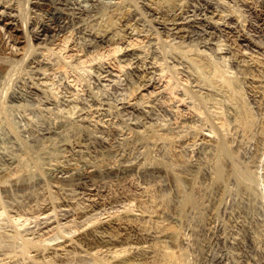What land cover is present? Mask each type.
<instances>
[{
  "label": "bare ground",
  "instance_id": "1",
  "mask_svg": "<svg viewBox=\"0 0 264 264\" xmlns=\"http://www.w3.org/2000/svg\"><path fill=\"white\" fill-rule=\"evenodd\" d=\"M109 2L102 5L99 0H0V96L8 78L14 76L10 75L21 65L42 76L50 60L56 59L66 67L68 62L60 59V52L76 49L69 38L65 41L69 29L76 32L85 48L86 54L78 50L86 55H82L85 60L78 61L86 62L83 69L96 85L92 90L86 87L83 97L73 91L62 98L56 95L57 98L48 96L45 100L41 99L47 91L43 81H24L15 88L12 85L4 108L11 117L2 115L0 119L3 203L20 210L36 206L41 210L35 212L36 216L48 211H74L81 225L104 213L77 234L52 245L49 255H71L80 264H189L190 253L187 256L183 245L189 242L188 217L200 201L204 215L202 228H198L204 233L200 239L204 258L211 264H264V0L138 1L156 18L153 26L137 2ZM234 3L253 14L254 21L243 20L242 12L233 8ZM116 21L121 23L126 39H119L121 30L118 31ZM168 50L194 69L198 83L216 88L224 95L222 99L226 96L228 100L213 98V91L204 96L194 95L185 87L176 91L167 79V84H161L168 68ZM207 50L222 60L229 59L238 69L247 89L246 97L258 111L259 119L254 118L255 111L250 110L237 81ZM105 87L115 90L121 98L113 101ZM169 88L179 98L175 107L184 104L185 110L197 116L200 112L194 109H204L201 113L205 114V109L210 108L209 124L208 117H203L208 127L202 130L207 132H197L192 140L197 148L207 149L210 167L197 159L195 164L188 162L176 145L166 153L171 164L176 165L174 171L153 157H127V150L136 151L143 146L145 136L159 143L162 137L152 131L151 124L148 126L155 116L151 99L169 92L172 96L174 90ZM187 97L195 101L191 103ZM219 100L235 105V114L227 116ZM46 118L52 121L45 122ZM176 124L177 121L173 125ZM183 125L180 122L176 127ZM232 125L252 135L249 146L246 144L248 154H242L239 145L234 151L226 141ZM140 128L145 136L140 134ZM43 140H48V145L39 143ZM127 141H132V145L128 143L126 149ZM239 152L241 155L235 154ZM40 159L45 170L28 176L38 165L33 163ZM24 172L29 173L24 176ZM127 187L134 192L127 194ZM123 203L131 204L108 212ZM46 253L43 250L36 256L44 258Z\"/></svg>",
  "mask_w": 264,
  "mask_h": 264
},
{
  "label": "rangeland",
  "instance_id": "2",
  "mask_svg": "<svg viewBox=\"0 0 264 264\" xmlns=\"http://www.w3.org/2000/svg\"><path fill=\"white\" fill-rule=\"evenodd\" d=\"M100 1V3H102V5H106V4H108V3H110L109 1H112V0H99ZM132 1H134L136 4H137V6H138V8L140 7V9L139 10H141V11H143L144 13V15H145V13H147L144 17H147L146 19H149V17H150V22L152 23L151 24V26H153L154 25V22H155V20H156V18H153V16H150L149 14H148V11H146V10H144L143 8H142V6H140L141 5V3L139 4L138 3V1H141V0H132ZM108 2V3H107ZM139 4V5H138ZM142 8V9H141ZM233 8L234 9H236V10H238L239 9V13H241L240 15L243 17V20H247L246 22H250V21H254V16H253V14H251L249 11V13L250 14H248V12H247V10L246 9H244L243 8V6H241V5H235V3L233 4ZM238 8V9H237ZM27 7H26V9H25V12L27 13L28 12V14H29V11H27ZM224 12H225V10H223ZM247 13H246V12ZM227 12V11H226ZM249 16V17H248ZM29 17H31V16H29ZM248 17V18H247ZM154 20H153V19ZM245 18V19H244ZM249 18H250V20H249ZM30 19V18H29ZM116 19V18H115ZM116 20H118V19H116ZM118 21H120V20H118ZM117 22V21H116ZM121 22V21H120ZM120 22H117V25H118V28H119V30L118 31H120L119 32V35H121V36H119L118 35V37H119V39L121 38V39H126V37H124L125 36V33H123V31H122V29H121V27L122 26H120L121 25V23ZM72 32V33H71ZM68 33H70V34H67V39L65 40V41H67L68 40V38H69V41H73L74 42V44L76 45V46H74V48H76V49H74V50H68V49H62L61 51L62 52H60V56L62 57H60V59L61 60H65V62L67 63V65H66V67H64L63 65H59L58 64V60H50L49 62H48V67H46L45 68V72H44V74L45 75H40V74H38L37 72H34V70L33 71H31V69H29L28 68V70L26 71V69H27V67H26V69H25V64L23 65V69L21 68L22 67V65H21V67H20V69L18 68V69H16L15 71H13L14 73L15 72H17V73H13V74H11L10 76L12 77L13 75V78H8V80H7V83L5 84L6 86L4 87V91H3V93H2V95L0 96V119H2V115H4V116H6L5 118H7V117H11L9 114H8V116H7V113L4 111V108H6L5 107V103L7 104V102H5V101H8V95H9V91H11L12 89H13V86H14V88L15 87H19V86H22V83L24 82V81H26L28 84L31 82V83H37V82H40V81H43L44 82V85H45V87H47L46 88V90L47 91H45V95L43 96V94L41 95V99H43L44 98V100L49 96H55L56 98H57V96H58V98H62V97H64V96H66V95H68L69 93H73V91H75V93L79 96H81V97H83L84 95H85V93H86V87L87 88H89V89H94L95 87L94 86H96V85H94V82L92 81V80H90V78L88 77V75H87V72L83 69V66H85L86 65V62L85 63H83V64H81V61H78V59L79 60H82V61H84L85 59H84V57L86 56L85 54H86V51H84L85 50V48H82V45L79 43L80 42V39L79 38H77L78 37V35L76 34V32L74 31L73 32V29H69V31H68ZM121 33V34H120ZM72 35V36H71ZM77 38V39H76ZM72 39V40H71ZM219 40H220V42H222V43H224V41H223V38L222 37H220L219 38ZM64 41V42H65ZM69 41H68V43H69ZM20 47H21V45H19ZM79 48V49H78ZM66 50V51H65ZM76 50V51H75ZM78 50H80L81 52H84L85 54H81V52L80 51H78ZM20 51H22V50H20ZM70 51V52H69ZM73 51L75 52V53H73ZM168 51H170V50H168ZM167 51V52H168ZM207 52H210V55H211V57L214 59V61L215 62H219L218 64H220V66L222 67V69L224 70V71H226V73L228 74V76L229 77H231L234 81H237L235 84L237 85V88L239 87L240 89L239 90H243V91H241L242 92V94H243V96H244V98H247V99H245L246 100V102L248 103V104H250V102H249V100H248V96L246 97V95H247V89H246V86H245V83H244V81H242V78H241V75H240V73L238 72V69L234 66V65H232V63L229 61V59H226L225 60V58H224V60H222L223 58L222 57H220L219 55H216V54H214V53H212L211 51H209V50H207ZM76 53L78 54V55H76ZM171 53V51L169 52V53H167L166 55H167V61H166V64H165V66L167 67L168 66V68H166V73H165V75L163 76V78H162V80L160 81V83L162 84L163 83V85H164V83L165 84H167V82H169L168 84H169V86L170 87H174L175 88V90L177 91V90H179L178 89V87L179 88H181V87H185V88H187V90L188 91H190L191 93H195L196 95H201L202 94V96H204L205 94H213V98H217V100L218 99H221V100H224V99H226L225 97H223V99H222V96H224L222 93L220 94L219 92L220 91H217V89L216 88H211V89H209L210 88V86H208L207 84L206 85H204V84H202V83H198V81H197V73L195 72H193L194 71V69L192 68V67H190L186 62H184V61H181V60H179L175 55H173L174 56V58H173V56H172V54H170ZM69 54V55H68ZM71 55H73V56H71ZM80 55V56H79ZM82 55H84V57L82 56ZM172 56V58H171V56ZM79 56V57H78ZM76 57V58H75ZM68 58V59H67ZM72 58V59H71ZM86 58V57H85ZM67 59V60H66ZM71 59V60H70ZM222 60V61H221ZM225 61V62H224ZM54 62H55V64H54ZM76 62V63H75ZM50 63H52V64H50ZM58 65H57V64ZM70 63V64H69ZM79 63V64H78ZM56 65H57V67H56ZM68 65H69V67H68ZM75 65H76V67H75ZM78 65H79V67H78ZM170 66V67H169ZM174 69H173V68ZM187 67V68H186ZM65 68V69H64ZM82 70H81V69ZM172 68V70H170ZM190 68H191V70H190ZM55 69V70H54ZM74 71H73V70ZM237 69V70H236ZM23 70V71H22ZM60 70V71H59ZM78 70V71H77ZM79 70H80V72H79ZM84 70V71H83ZM188 70H190V72L188 71ZM49 71H51V72H49ZM167 71H168V73H167ZM22 73V75H21V73ZM30 72V73H29ZM32 72V73H31ZM58 72V73H57ZM60 72V73H59ZM65 72V73H64ZM19 73V74H18ZM24 73V74H23ZM67 73V74H66ZM83 73H85V74H83ZM17 74V75H16ZM29 74V75H28ZM65 74H66V76H65ZM71 74V75H70ZM19 75V76H18ZM21 75V76H20ZM37 75V76H36ZM86 75V76H85ZM171 75V76H170ZM231 75V76H230ZM29 76V77H28ZM166 76V77H165ZM19 77L21 78V79H19ZM41 77V78H40ZM43 77V78H42ZM75 77V78H74ZM165 77V78H164ZM175 77V78H174ZM234 77V78H233ZM236 77V78H235ZM40 78V79H39ZM10 79V80H9ZM19 79V80H18ZM31 79V80H30ZM37 79V80H36ZM87 81H86V80ZM167 79V80H166ZM28 80V81H27ZM78 80V81H77ZM83 80V81H82ZM167 82H166V81ZM196 80V81H195ZM19 81H20V83H19ZM71 81V82H70ZM164 81V82H163ZM10 82V83H9ZM71 83V84H70ZM81 83V84H80ZM89 83V84H88ZM198 83V84H197ZM238 83V84H237ZM244 83V84H243ZM18 84V85H17ZM47 84V85H46ZM70 84V85H69ZM73 84V85H72ZM86 84H87V86H86ZM91 84V85H90ZM186 84V85H185ZM202 84V85H201ZM13 85V86H12ZM50 85V86H49ZM185 85V86H184ZM188 85V86H187ZM199 85V86H198ZM204 85V86H203ZM68 86V87H67ZM94 87V88H93ZM177 87V88H176ZM198 87V88H197ZM201 87V88H200ZM209 87V88H208ZM82 88V89H81ZM106 88H108V89H106ZM184 88V89H185ZM208 88V89H207ZM171 91L172 90H174L173 88L171 89V88H169ZM67 90V91H66ZM106 90H107V92H106ZM175 90L174 91H172L171 93H173L172 94V96L171 95H169V93L165 96V95H163L164 97H162V96H155V97H153L151 100H152V104H153V106H154V115L155 116H153V120L151 119L150 121H148V126L150 125V128L152 129V131H154V132H156L157 134H159L162 138H160V141H159V139H158V141H159V143L157 142V140L156 139H148V137H146L145 136V133H144V131H143V128H140L139 129V131L140 130H142L143 131V133H142V131H140V134H144V136L146 137H144L143 139H144V144H143V151L141 150V148L140 149H138V150H132L131 152H129V150H127L126 151V155H127V157H136V155H137V157H141V158H145L146 160L149 158V159H152V157H153V159H154V161L156 160V161H158V162H160V163H162V164H164L165 166H167L168 168H170V169H172L173 171H174V169H175V166L176 165H173V164H171L172 163V161H170V158H169V155L168 154H166V153H168V151L170 150V149H172L175 145H176V148H178L180 151H181V154L183 155V157H185L184 159H187V161L188 162H192V163H196V162H198V161H200V162H202L203 164L204 163H208L209 161H211V160H207V159H211V156L209 155V152L208 151H206V150H202V149H200V148H197L198 147V145H196L195 144V142H193L195 139H193L195 136H197V134L198 133H200V131L202 132V133H206L207 131H205V129H203L202 130V128H206L207 129V127H208V124H209V117L208 116H210V115H208V111H210L211 112V110H210V108H207V109H205L206 111H205V114H204V112H202L201 113V111H203L204 109H199L198 108V106L196 107V105H197V103L196 102H193V103H195L196 105H194L195 106V108L197 109V110H195L194 108V110L193 111H195L196 113L197 112H200L199 113V116H200V119H199V116H197V114L196 115H194L189 109H187V110H185L186 108H185V105L183 104V105H178L177 107H175V105L176 104H179V103H177L176 102V100L178 101L179 100V98H178V95L177 96H173V95H176V93H175ZM199 90V91H198ZM211 90V91H210ZM215 90H216V92H218V93H216L215 92ZM70 91V92H69ZM113 91H115V90H112V88L110 89L109 87H105V92H106V94L110 97V98H112L113 97V101H115V100H117V99H119V97L121 98V96H118L119 94L116 92H113ZM203 91V92H202ZM206 91V92H205ZM212 91H213V93H212ZM111 92V93H110ZM202 92V93H201ZM209 92V93H208ZM46 93H48V94H46ZM109 93V94H108ZM198 93V94H197ZM200 93V94H199ZM246 93V94H245ZM117 94V95H116ZM194 94V95H195ZM210 94V95H211ZM57 95V96H56ZM61 95H62V97H61ZM114 95V96H113ZM221 96V98H220V96ZM5 96V97H4ZM43 96V97H42ZM60 96V97H59ZM214 96H216V97H214ZM46 97V98H45ZM48 97V98H49ZM116 97H117V99H116ZM174 97H176V98H174ZM115 98V99H114ZM178 98V99H177ZM158 101H157V100ZM173 99H175V100H173ZM190 98H188L187 97V100L188 101H190L191 102V100L192 99H190ZM155 100V101H154ZM221 100H219L220 101V103H221V106H222V108H223V111L225 112V114L228 116V114H229V116H230V114L232 113H234L235 114V112H236V106L235 105H231V103L228 101V102H226V104H223V103H225V101H221ZM228 99H226V101H227ZM192 101H195V100H192ZM156 102V103H155ZM161 102V103H160ZM192 103V102H191ZM227 103H230V104H227ZM4 105V106H2V105ZM229 105H231V106H229ZM251 105V104H250ZM249 105V107H250V110L251 111H255L254 113H253V116H255L254 118L256 119L257 117V119H259V114L257 113L258 111H256V110H254L255 108H253L252 107V105L250 106ZM224 106V107H223ZM226 106H228V107H226ZM3 107V108H2ZM227 108V110H228V112L229 111H231L230 113H228L227 112V110H226V108ZM231 107H232V109H231ZM211 109H213V108H211ZM167 110V111H166ZM189 110V111H188ZM226 110V111H225ZM1 111H2V114H1ZM235 111V112H234ZM210 112H209V114H210ZM227 112V113H226ZM4 113V114H3ZM6 113V114H5ZM192 113V114H191ZM187 114H189V115H187ZM191 114V115H190ZM231 114V115H232ZM186 115H187V117H186ZM201 115H203V116H201ZM189 116V117H188ZM192 118H191V117ZM193 116H194V118H193ZM196 116V117H195ZM257 116V117H256ZM155 117V118H154ZM203 117H208V121L207 120H205ZM201 118H203V119H201ZM182 119H184V120H182ZM193 119V120H192ZM203 120H205V121H207L208 122V124H205L206 122H203ZM50 122V121H52V120H49L48 118H46V120H45V122ZM152 121V122H151ZM154 121V122H153ZM177 121V124L178 123H180V122H182V123H184V125H186V128H184L185 126L183 125V127L182 128H177L176 127V125H173V124H175V122ZM191 121V122H190ZM150 122V123H149ZM188 122V123H187ZM155 124V125H154ZM170 124V125H169ZM190 124V125H189ZM161 125V126H160ZM163 125V126H162ZM168 125V126H167ZM172 125V126H171ZM200 125V126H199ZM173 126H175V127H173ZM190 126V127H189ZM204 126V127H203ZM233 126V125H232ZM232 126H230V130L228 131V133L226 134V136L229 138V139H226V141L228 142V144L229 145H231L232 144V149L234 150V148L237 146V145H239V146H237V148H240V149H238L239 151L241 150V153L242 154H244L245 152L248 154V150H249V141L250 140H252L251 138H252V135L249 133V131H244L243 129H241V127L239 128V127H232ZM197 127V128H196ZM201 129H200V128ZM168 128V129H167ZM231 128H233V129H231ZM238 128L239 129H241V131L240 130H238ZM154 129V130H153ZM155 129H156V131H155ZM180 129V130H179ZM193 129V130H192ZM196 129V130H195ZM236 129V130H235ZM173 130H175V131H173ZM183 132H182V131ZM163 131V132H162ZM191 131V132H190ZM193 131V132H192ZM173 132H174V134H173ZM180 132V133H179ZM185 132V133H184ZM198 132V133H197ZM237 132V133H236ZM245 132V133H244ZM164 133H165V135H164ZM183 133L185 134L184 136H183ZM187 133V134H186ZM196 133V134H195ZM231 133V134H230ZM163 136H162V135ZM249 134V135H248ZM173 135H175V136H173ZM195 135V136H194ZM231 135V136H230ZM233 135V136H232ZM235 135V136H234ZM251 135V136H250ZM225 136V137H226ZM184 137V138H183ZM231 137V138H230ZM249 137V138H248ZM179 138V139H178ZM164 139L166 140V141H164ZM231 139V140H230ZM149 140V141H148ZM175 140V141H174ZM180 140V141H179ZM193 140V141H192ZM229 140V141H228ZM234 140V141H233ZM247 140V141H246ZM47 141V142H46ZM46 141H41V142H39V143H42L43 145H48V143H49V141L48 140H46ZM151 141V142H150ZM168 141V142H167ZM170 141V142H169ZM172 141V142H171ZM237 141V142H236ZM157 142V143H156ZM161 142V143H160ZM174 142V143H173ZM189 142V143H188ZM193 142V143H192ZM38 143V145H39V147L41 148L42 147V145L41 144H39ZM47 143V144H46ZM123 143V142H122ZM122 143H120L119 145L121 146V144ZM125 143V142H124ZM124 143H123V145H124ZM129 141H127V143H126V149L129 147V144H130V146L132 145V141L129 143ZM179 144V145H177V144ZM182 145H184V144H186V145H184V146H181V144ZM231 143V144H230ZM234 143V144H233ZM236 143V144H235ZM242 143V144H241ZM146 144V145H145ZM173 144V145H172ZM244 144V145H243ZM246 144L248 145V146H246ZM118 145V146H119ZM122 145V146H123ZM128 145V146H127ZM163 145V146H162ZM171 145V146H170ZM190 145H191V147H190ZM193 145V146H192ZM197 147H196V146ZM235 145V146H234ZM119 146V147H120ZM162 146V147H161ZM168 146V147H167ZM186 146V147H185ZM195 146V147H194ZM242 148H241V147ZM245 146V147H244ZM172 147V148H171ZM181 147H183L182 149H180ZM188 147V148H187ZM246 147H248V149L246 148ZM43 148H45V146H43ZM116 148H118V147H116ZM168 148V149H167ZM170 148V149H169ZM237 148H235V150L234 151H236L237 152ZM196 149V150H195ZM145 150V151H144ZM148 150V151H147ZM164 150H166V151H164ZM120 151H122L121 149H120ZM140 151V152H139ZM184 151V152H183ZM244 153H243V152ZM146 152H148V154L146 153ZM183 152V153H182ZM208 152V153H207ZM123 153V152H122ZM128 153H129V155H128ZM133 153V154H132ZM241 153L239 152V153H235V154H238V156L239 155H241ZM245 153V154H246ZM125 154V153H124ZM152 154V155H151ZM193 155V156H192ZM209 156H210V158H209ZM151 157V158H150ZM199 157V158H198ZM189 158V159H188ZM35 159V158H34ZM152 159V160H153ZM195 159H197V161L195 160ZM199 159V160H198ZM202 159V160H201ZM194 161V162H193ZM196 161V162H195ZM204 161V162H203ZM43 161H41V159H40V161H38V162H34L33 164H38V165H36L35 166V168H34V170H32V171H29V172H24V176H26L28 173V176H30V174H34L35 172L34 171H38V172H40V171H42V170H45L44 169V166H43V163H42ZM167 163V164H166ZM206 164H204L206 167H210V164H209V166H207ZM45 165V164H44ZM173 165V166H172ZM39 167V168H38ZM42 167V168H41ZM32 169H33V167H32ZM176 169H177V167H176ZM176 172H177V170H175ZM38 172H36V173H38ZM25 173H27V174H25ZM35 173V174H36ZM199 179V178H198ZM131 190V191H130ZM128 191H130L131 193H133L132 192V189H130V187H127V189H126V193L127 194H129V192ZM130 193V194H131ZM0 264L3 262L4 264H7V262L9 263V264H11V263H14V264H80V263H75V261H73L72 259V257H70L71 255H65V258H64V256H61V257H58V256H56V255H54V254H52V255H49L48 254V250H49V248L50 247H53L52 245H55L56 243H58V242H60V241H62L64 238H66L67 236L68 237H71V236H73V235H75V234H77L80 230H82V228H84L85 226H87V225H90V224H92V223H94L95 221H97L98 220V218H100V216H104V213L102 212V213H100V215H98L97 214V216L95 217V216H93V218L91 217V219L89 220L88 219V221H87V223L85 224V225H81V223L78 221V219L76 218L77 217V215L75 214H73V212L74 211H62V210H58L57 212H58V214H56L55 212L53 213L52 211H48V212H46L45 214H42V215H37L36 216V213L35 212H40L41 210H39V208L38 207H36V206H31V209L30 208H25L26 210H23V208L20 210V209H16V208H14V207H11L10 205H8L6 202H4L3 203V201L5 200V199H3V197L1 196V193H0ZM48 200V199H47ZM42 201V200H41ZM2 202V203H1ZM198 204H197V209H196V211L193 213V215L195 216L196 214H198V215H196L195 216V218H194V216L192 215L191 217H188V222L190 221V224H189V227H190V229L189 230H187L186 231V233H188V240L187 241H189V242H187L186 243V245L184 244L183 245V248H184V251L185 252H187V256L189 255V253H190V256H188L189 258H187L188 259V262H189V264H190V260H192V262H191V264L193 263V264H211V262H209L208 260H207V258H204L205 257V254H204V247H203V245H202V240H203V232L201 231L202 229V224H203V222L201 221V220H203V209H202V206H201V204H199L200 203V201H198L197 202ZM131 204V203H130ZM130 204H128V205H126V203L124 204H122V205H120V206H117V207H114V208H111V209H109L108 210V212H112V211H115V212H117V211H120V210H122L123 208H124V206L125 207H127V206H129ZM8 205V206H7ZM200 205V206H199ZM8 207V208H7ZM123 207V208H122ZM201 207V208H200ZM33 208H35V209H33ZM6 209V210H5ZM13 209H15V212H13L14 210ZM65 210H70L68 207H66V208H64ZM20 210V211H19ZM31 210V211H30ZM34 210V211H33ZM35 210H37V211H35ZM16 211H17V213H16ZM66 212H68V213H70L69 215L66 213ZM71 212H72V214H71ZM196 213V214H195ZM201 213H202V215H201ZM17 214H19V215H17ZM25 214V215H24ZM54 214V215H53ZM56 214V215H55ZM63 214L65 215L63 218H62V216H63ZM200 214V215H199ZM48 215V216H47ZM49 217L50 216V220L49 219H47V217ZM55 216V218H53ZM74 216H76V217H74ZM45 217H46V219H45ZM200 217V218H199ZM42 218V219H41ZM65 218V219H64ZM202 218V219H201ZM77 219V220H76ZM93 219V220H92ZM43 220V221H42ZM227 219L225 218L224 219V221H226ZM46 221V222H45ZM57 221V222H56ZM77 221V222H76ZM91 221V222H90ZM192 221V222H191ZM48 222V223H47ZM79 222V223H78ZM202 222V223H201ZM40 223V224H39ZM60 223H61V225H60ZM199 223V224H198ZM200 223H201V225H200ZM41 225V226H40ZM76 225H78V226H76ZM81 225V226H80ZM193 225V226H192ZM57 226V227H56ZM198 226H200L201 228H198ZM47 227V228H46ZM194 228V229H191V228ZM198 228V229H197ZM61 229V230H60ZM79 229V230H78ZM197 229V230H196ZM199 229H201V230H199ZM58 230H60V231H58ZM193 230V231H192ZM196 230V231H195ZM199 230V231H198ZM47 231V232H46ZM77 231V232H76ZM189 231H191V232H189ZM198 231V232H197ZM45 232V233H44ZM201 232H202V235H201ZM189 235H192L191 237L189 236ZM202 237H201V236ZM189 237H190V239L191 240H189ZM34 238V239H33ZM200 239H202V240H200ZM188 243H190V244H188ZM201 244V245H200ZM187 246V247H186ZM190 246V247H189ZM189 247V248H188ZM191 248V249H190ZM41 250V251H40ZM44 250V253H46V251H47V253L46 254H48L47 255V257H46V254H45V257L44 258H42V257H39V256H36V253L37 252H42ZM194 250V251H193ZM200 252V253H199ZM35 253V254H34ZM34 255V256H33ZM192 256V257H191ZM68 257V258H67ZM60 258V259H59ZM63 258V259H62ZM8 259V260H7ZM13 261H12V260ZM66 259L68 260V261H66ZM71 259V260H70ZM204 260H206V261H204ZM5 261H6V263H5ZM209 262V263H208Z\"/></svg>",
  "mask_w": 264,
  "mask_h": 264
}]
</instances>
